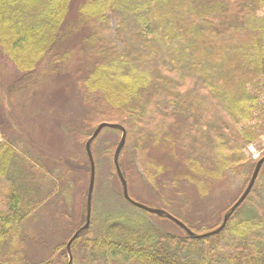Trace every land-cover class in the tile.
Returning <instances> with one entry per match:
<instances>
[{"label":"trees","instance_id":"obj_1","mask_svg":"<svg viewBox=\"0 0 264 264\" xmlns=\"http://www.w3.org/2000/svg\"><path fill=\"white\" fill-rule=\"evenodd\" d=\"M73 11L76 24L69 21ZM72 33L82 34L87 54L75 85L89 136L100 123L120 125L126 138L140 136L134 154L142 158L152 141L175 130L184 168L177 178L207 195L238 175L243 148L264 137V0H81L78 6L73 0H0V54L22 74L14 88L43 68L62 75L71 52L60 47ZM155 118L173 123L164 130ZM124 152L118 165L126 180ZM21 154L0 141V178L8 184L0 189L2 264H27L23 228L59 191L53 184L44 193L39 181L47 184L51 172L38 164L36 173L34 167L26 171ZM141 164L155 186L160 167H148L145 156ZM134 220L110 211L89 235L91 215L88 229L71 244V264H264V181H255L213 236L191 239L180 229L181 238ZM84 222L85 206L72 235ZM209 242L206 250L197 249ZM37 264L63 263L48 258Z\"/></svg>","mask_w":264,"mask_h":264},{"label":"rangeland","instance_id":"obj_2","mask_svg":"<svg viewBox=\"0 0 264 264\" xmlns=\"http://www.w3.org/2000/svg\"><path fill=\"white\" fill-rule=\"evenodd\" d=\"M80 1L73 0V6H78ZM69 21L76 24L74 11ZM81 42L82 34L78 33L70 34L63 41L60 50L70 51L71 60L62 75H50L43 68L37 72L33 81L17 88H14L15 82L22 74L0 54V141L7 140L22 153L26 171L38 164L51 172L53 179L47 180L48 185L44 180L39 181L45 186L44 193L50 191L53 184L59 189L52 199L43 201V207L23 228L25 248L22 257L27 264H37L48 258H60L63 264L67 262L64 246L74 229L80 225L82 208L86 207L89 182L87 169L89 167L90 172V166L85 144L90 137V124L84 120L86 105L82 103L75 85L76 70L86 64L87 58L85 46H81ZM84 71L86 72L85 68L82 72ZM257 88L259 87L250 91ZM259 98L264 108V91ZM153 122H159L164 130H169L168 126L173 123V119L161 121L155 118ZM183 123L184 121L182 125H185ZM174 131L172 133L169 130L163 141L159 137L156 139L157 143L152 141L150 150L142 156H145L148 167L153 165L161 169L162 174L156 177L155 186L144 175L142 158H137L134 154L135 145L138 141V144L141 143L140 136L132 132L125 138V152L121 163L126 175L128 195L135 202L164 210L184 221L195 233L211 231L221 224L226 211L246 188L257 159L264 154V137L260 136L243 148L244 160L238 175H231L225 184L217 185L212 193L206 195L187 180L177 178L184 168L179 163L181 153L177 150V133ZM120 137L110 129H102L91 144L95 165L91 215L95 225L89 235L96 234L99 219L105 220L109 212L113 211L119 217L135 219L137 226L184 237L180 228L171 221L138 209L122 197L121 185L113 165ZM64 171L66 172L63 173ZM256 180L258 183L264 181V163ZM6 185L7 182L0 178V189ZM210 245L212 242L199 244L197 249L206 250ZM56 248H63L66 256L61 250L56 253Z\"/></svg>","mask_w":264,"mask_h":264},{"label":"water","instance_id":"obj_3","mask_svg":"<svg viewBox=\"0 0 264 264\" xmlns=\"http://www.w3.org/2000/svg\"><path fill=\"white\" fill-rule=\"evenodd\" d=\"M104 128H109V129H115L120 131L121 133V137L120 140L116 146L115 152H114V156H113V165L115 168V172L116 175L118 177V180L120 182L121 185V190H122V197L131 205H133L134 207L141 209L147 213L150 214H154L157 215L159 217H164L167 220L171 221L172 223H174L176 226H178L182 231H184L187 236L191 239H200V238H205V237H209V236H213L216 235L218 233H220L223 228L225 227L229 217L232 215V213L235 211V209L245 200V198L247 197V195L249 194V192L251 191L257 176L259 174L260 168L262 166V164L264 163V157L260 158L253 169V172L250 176V179L248 181V184L246 186V188L244 189L243 193L240 195V197L238 198V200L228 209V211L224 214L221 224L216 228L213 229L211 231L202 233V234H197L193 231H191L188 227H186V225L184 223H182L180 220L176 219L175 217L171 216L170 214H168L167 212H165L164 210L161 209H154V208H150L147 207L141 203L135 202L133 201L129 195H128V191H127V183L126 180L124 179V177L122 176V173L120 171L119 165H118V157L120 154L121 149L123 148L124 144H125V138H126V132L125 129L123 127H121L120 125L117 124H110V123H100L93 131V133L91 134V136L88 138L86 144H85V152H86V156L89 162V166H90V172H89V182H88V189H87V196H86V207H85V222L84 224L71 236V238L69 239V241L66 244V252H67V257H68V262L67 264H71L72 262V255H71V251H70V247L72 242L84 231H86L90 225V218H91V201H92V193H93V188H94V182H95V165H94V160L92 158V153L90 150V145L92 143V141L99 135V133L101 132L102 129ZM2 264V263H0Z\"/></svg>","mask_w":264,"mask_h":264}]
</instances>
